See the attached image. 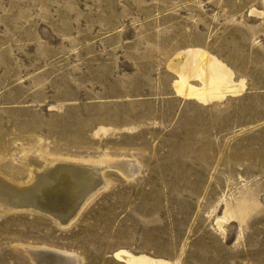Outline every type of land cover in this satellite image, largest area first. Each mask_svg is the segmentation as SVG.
I'll return each instance as SVG.
<instances>
[{
	"label": "rangeland",
	"instance_id": "1",
	"mask_svg": "<svg viewBox=\"0 0 264 264\" xmlns=\"http://www.w3.org/2000/svg\"><path fill=\"white\" fill-rule=\"evenodd\" d=\"M188 49L241 91L206 103L177 94L171 62ZM26 159L88 168L98 183L70 217L54 221L35 202L0 211V264L40 252L51 264L59 254L125 264L120 249L168 264H264V0H0L9 186L30 189ZM245 198L243 218L230 217Z\"/></svg>",
	"mask_w": 264,
	"mask_h": 264
},
{
	"label": "bare ground",
	"instance_id": "2",
	"mask_svg": "<svg viewBox=\"0 0 264 264\" xmlns=\"http://www.w3.org/2000/svg\"><path fill=\"white\" fill-rule=\"evenodd\" d=\"M174 62L176 63L175 68L178 71V81L175 84L176 92L186 98H195L200 102L206 103L213 99H221L226 94L234 95L242 89L237 88V86H235L236 84H232L229 71L214 57H211L204 51L188 49L186 51L179 52L175 55L171 63ZM186 73H188V75ZM192 75L200 80L201 85L199 87H192L188 85V78ZM22 162L29 168L30 173L34 174L33 172L37 171V173L32 176V185L30 186V189L24 190L21 189V186H18L17 189L9 186L0 176V211L6 212L7 210L14 209L17 207L15 206L17 203V210L18 208L27 209L25 207L28 206L26 203L35 202V208H37L36 211L48 213L49 217H52L50 219H54V221L58 220V218H63L69 215L73 216L85 200L84 195L92 191L95 187L94 185L98 183L97 178L87 172L88 168L86 170H76L74 168L68 169L67 167H56L53 164H44V166L34 167L31 166L27 159ZM39 167L41 168L38 171L37 168ZM11 183L14 182L11 181ZM16 197L18 198L15 199ZM89 197L90 196L87 198L89 199ZM88 199L86 204L88 203ZM23 203H25V206ZM251 204L252 201H247L245 198L243 203H239L238 206L230 211V217H237L238 219L243 218ZM223 218L216 219L215 224L218 227H221L223 221L225 220V218ZM63 224L64 222L62 225ZM29 255V259L32 264H51L49 263V260H51L50 256H47L48 254H45L44 252L29 253ZM113 255L125 264H168L165 260L154 259L144 254L134 255L124 249L117 250ZM54 256L55 260L52 262L55 264H79L76 263V258H72L70 256L60 254Z\"/></svg>",
	"mask_w": 264,
	"mask_h": 264
}]
</instances>
